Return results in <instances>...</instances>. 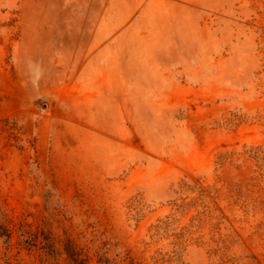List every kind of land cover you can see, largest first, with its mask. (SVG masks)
<instances>
[{"label":"rangeland","instance_id":"1","mask_svg":"<svg viewBox=\"0 0 264 264\" xmlns=\"http://www.w3.org/2000/svg\"><path fill=\"white\" fill-rule=\"evenodd\" d=\"M0 264H264V0H0Z\"/></svg>","mask_w":264,"mask_h":264}]
</instances>
